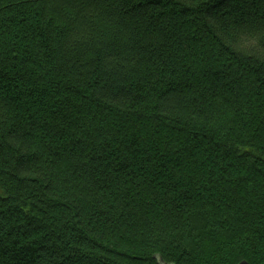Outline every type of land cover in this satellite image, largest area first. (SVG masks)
I'll return each mask as SVG.
<instances>
[{
	"label": "trees",
	"instance_id": "trees-1",
	"mask_svg": "<svg viewBox=\"0 0 264 264\" xmlns=\"http://www.w3.org/2000/svg\"><path fill=\"white\" fill-rule=\"evenodd\" d=\"M264 264V0H0V264Z\"/></svg>",
	"mask_w": 264,
	"mask_h": 264
},
{
	"label": "water",
	"instance_id": "water-1",
	"mask_svg": "<svg viewBox=\"0 0 264 264\" xmlns=\"http://www.w3.org/2000/svg\"><path fill=\"white\" fill-rule=\"evenodd\" d=\"M161 261H162V259H161ZM239 264H248V263L245 261V262H241V263H239Z\"/></svg>",
	"mask_w": 264,
	"mask_h": 264
},
{
	"label": "flooded vegetation",
	"instance_id": "flooded-vegetation-1",
	"mask_svg": "<svg viewBox=\"0 0 264 264\" xmlns=\"http://www.w3.org/2000/svg\"><path fill=\"white\" fill-rule=\"evenodd\" d=\"M160 264H164L162 261H160Z\"/></svg>",
	"mask_w": 264,
	"mask_h": 264
}]
</instances>
